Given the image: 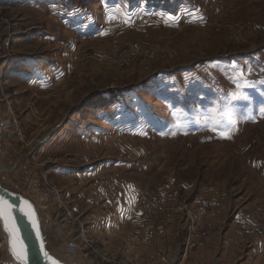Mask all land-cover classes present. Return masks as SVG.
<instances>
[{
	"label": "rangeland",
	"instance_id": "374dc122",
	"mask_svg": "<svg viewBox=\"0 0 264 264\" xmlns=\"http://www.w3.org/2000/svg\"><path fill=\"white\" fill-rule=\"evenodd\" d=\"M261 107L264 0H0V184L58 264H264Z\"/></svg>",
	"mask_w": 264,
	"mask_h": 264
},
{
	"label": "water",
	"instance_id": "95a60500",
	"mask_svg": "<svg viewBox=\"0 0 264 264\" xmlns=\"http://www.w3.org/2000/svg\"><path fill=\"white\" fill-rule=\"evenodd\" d=\"M0 197H3L10 204L13 205V215L15 217L17 227L19 228V234L23 238L24 244L27 247L28 264H51V260H49L48 257L44 255V253L47 252L46 241L42 231L40 216L38 214V211L34 203L27 197L14 193L13 191L3 187L1 184H0ZM24 201H27L31 205L32 211H34L35 213V220L38 224L39 235H37V230L32 224V219L21 211V209H25V211L28 210L27 206L24 204ZM19 215L21 216V221H19L20 219ZM1 220H2V225L5 229L4 221L3 219ZM5 232L7 233L6 230ZM7 235L9 237V248L12 251L11 237L9 236L8 233ZM15 260L17 259L15 258ZM19 262L21 263V261Z\"/></svg>",
	"mask_w": 264,
	"mask_h": 264
},
{
	"label": "crops",
	"instance_id": "0c3cea01",
	"mask_svg": "<svg viewBox=\"0 0 264 264\" xmlns=\"http://www.w3.org/2000/svg\"><path fill=\"white\" fill-rule=\"evenodd\" d=\"M84 174V173H83ZM76 175H80V174H76ZM130 189H131V187H129ZM138 188H141V187H133L132 189H131V191H133V190H138ZM63 190H65V191H67V189H63ZM82 192H84V191H82ZM84 195V199L83 200H81V201H78V200H76V203H77V205H80L81 203H86V204H89V205H91V207H93V208H95V211H94V213H93V211L91 212V214H90V216H92V224H91V228L92 229H94V231H99V230H101V227H100V225H101V223H100V219H102V218H104V219H106L107 221H110L111 219H112V217L114 216V213L111 211V212H108V214L106 213V212H104V211H106L105 210V205H104V203H103V197H100V195H99V193H98V196L99 197H95V198H89V196H88V194H83ZM67 196H69L70 197V193H69V191H68V193H67ZM26 197H29V196H26ZM28 199H32L31 201L34 203V205L36 206V209H37V211H38V214H39V216H40V220H41V224H42V231H43V235H44V237H45V241H46V243L49 245V241L53 238H51V234H52V229H53V224H54V222H53V220H51L50 222H48V223H46L45 222V217H46V215H48L47 213H45L44 212V210H42L41 209V200H39V199H36V198H34L33 199V197H29ZM41 201V202H40ZM43 203V202H42ZM48 203V202H47ZM126 201L124 202H122V206H121V208H120V212L121 213H118V217H120V223L122 224V226H124L126 223H127V221H130V220H127L126 219V217L124 216L125 215V213H126ZM102 205H104V206H102ZM103 209L104 211H103V215L102 216H100L99 215V210L100 209ZM93 214V215H92ZM142 220V219H141ZM154 221H151V220H149V222L148 221H145V225L147 226V225H149L150 223L152 224ZM131 223V222H130ZM121 224H119L118 226H121ZM102 226V225H101ZM126 226V225H125ZM57 233L59 234V236L62 238V239H66L67 237L64 235V233H65V231H64V233L62 232V231H60L59 229L57 230ZM133 242H135L136 240L135 239H133L132 240ZM155 245L157 246V247H159V250L161 249V247H162V244L160 243V242H156L155 243ZM161 252L163 253V248L160 250V252H159V254L157 253V254H154V253H150V254H148V255H146L147 256V258H150V259H148V260H150V261H153L154 259H156V260H160V257L162 258V254H161ZM153 259V260H152Z\"/></svg>",
	"mask_w": 264,
	"mask_h": 264
},
{
	"label": "snow or ice",
	"instance_id": "6c2138e0",
	"mask_svg": "<svg viewBox=\"0 0 264 264\" xmlns=\"http://www.w3.org/2000/svg\"><path fill=\"white\" fill-rule=\"evenodd\" d=\"M169 19H173V18L169 17ZM245 84L248 87L252 86L247 81H245ZM238 98L243 99L245 101L249 100V97L247 95H242ZM260 112L262 115H264V107H261ZM222 135L224 134L222 133ZM24 204L27 206L28 210L25 211V209H21V211L24 212L25 215H28L32 219V224L37 230V235H39V228L35 220V213L34 211H32L31 205L27 201H24ZM0 219H3L5 230L11 237L13 255L15 256L17 260L21 261L22 264H28L27 247L24 244L23 238L19 234V228L17 227L15 217L13 215V205L10 204L3 197H0ZM44 255L48 257L49 260H51V264H58L57 261L53 260L51 257L48 256L47 252H45Z\"/></svg>",
	"mask_w": 264,
	"mask_h": 264
},
{
	"label": "built area",
	"instance_id": "2783aa9c",
	"mask_svg": "<svg viewBox=\"0 0 264 264\" xmlns=\"http://www.w3.org/2000/svg\"><path fill=\"white\" fill-rule=\"evenodd\" d=\"M157 204H159L158 200H154L153 196H150L148 199L143 201L142 204L138 205L137 209L139 211L142 210V211L148 212V211L155 209ZM154 211H156V210H154ZM136 212H137V210H136ZM69 241H67L65 244L66 254L68 253L70 255H73L77 251L78 245H77V242L74 240H72L70 242Z\"/></svg>",
	"mask_w": 264,
	"mask_h": 264
},
{
	"label": "bare ground",
	"instance_id": "6f19581e",
	"mask_svg": "<svg viewBox=\"0 0 264 264\" xmlns=\"http://www.w3.org/2000/svg\"><path fill=\"white\" fill-rule=\"evenodd\" d=\"M19 218H20L19 221H21V216H20V215H19ZM69 263H70V262H69ZM72 263H73V262H72Z\"/></svg>",
	"mask_w": 264,
	"mask_h": 264
}]
</instances>
